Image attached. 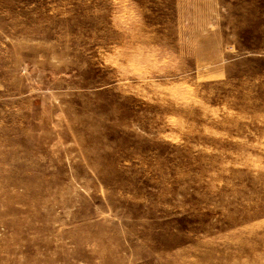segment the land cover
<instances>
[{
  "label": "rangeland",
  "instance_id": "rangeland-1",
  "mask_svg": "<svg viewBox=\"0 0 264 264\" xmlns=\"http://www.w3.org/2000/svg\"><path fill=\"white\" fill-rule=\"evenodd\" d=\"M263 258L264 0H0V264Z\"/></svg>",
  "mask_w": 264,
  "mask_h": 264
},
{
  "label": "bare ground",
  "instance_id": "bare-ground-1",
  "mask_svg": "<svg viewBox=\"0 0 264 264\" xmlns=\"http://www.w3.org/2000/svg\"><path fill=\"white\" fill-rule=\"evenodd\" d=\"M154 38V37H153ZM151 40V39H150ZM190 48V47H189ZM189 48H188V51H189ZM195 63V62H194ZM194 63L192 65H194ZM191 65V64H190ZM191 67V66H189ZM188 69V68H187ZM183 115V114H182ZM208 247V246H207ZM209 248H211V246H209ZM263 257V256H262ZM264 259V258H263Z\"/></svg>",
  "mask_w": 264,
  "mask_h": 264
}]
</instances>
